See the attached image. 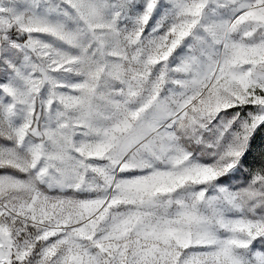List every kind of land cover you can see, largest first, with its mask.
<instances>
[{"label":"snow or ice","instance_id":"obj_1","mask_svg":"<svg viewBox=\"0 0 264 264\" xmlns=\"http://www.w3.org/2000/svg\"><path fill=\"white\" fill-rule=\"evenodd\" d=\"M0 264H264V0H0Z\"/></svg>","mask_w":264,"mask_h":264}]
</instances>
